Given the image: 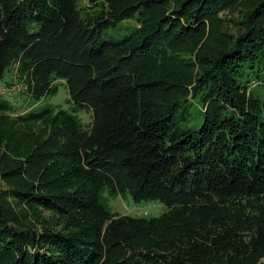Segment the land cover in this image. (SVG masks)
Listing matches in <instances>:
<instances>
[{
  "label": "trees",
  "instance_id": "trees-1",
  "mask_svg": "<svg viewBox=\"0 0 264 264\" xmlns=\"http://www.w3.org/2000/svg\"><path fill=\"white\" fill-rule=\"evenodd\" d=\"M256 68L264 0H0V264H264Z\"/></svg>",
  "mask_w": 264,
  "mask_h": 264
},
{
  "label": "rangeland",
  "instance_id": "rangeland-1",
  "mask_svg": "<svg viewBox=\"0 0 264 264\" xmlns=\"http://www.w3.org/2000/svg\"><path fill=\"white\" fill-rule=\"evenodd\" d=\"M126 23L128 24L127 27L128 26L131 27V25H134L132 20H129L126 22L124 21L121 23V25L126 26ZM107 35L109 36L111 35V33ZM113 35L116 36L117 34L113 33ZM249 74H250V79H251L249 86L251 88L252 94L259 98H263L264 97V71H259L258 68H256L254 69L252 73L249 72ZM5 75L8 76V73ZM56 86H57L56 92L53 95L47 96L45 100H43L40 104L37 105L38 108L43 105H54L57 108H63L67 110L71 108L72 103L68 100V94H67V90H66L64 83L61 81L57 82ZM3 94L5 96L7 95V93H3ZM10 100L15 105L17 104L21 107L20 111L23 110L24 108H27V109L30 108V107L28 108L30 99L26 98L25 94L15 93L14 95H12ZM78 116L86 123H89L91 120L90 112H84L82 110L78 112ZM108 203L112 211H115L119 214H131L135 216H139L138 214L140 213H139L138 207L142 205V203L141 204L134 203L129 196H120V195L116 197L108 196ZM146 207L148 211H152L150 206H146ZM160 212L150 213V215H157Z\"/></svg>",
  "mask_w": 264,
  "mask_h": 264
},
{
  "label": "built area",
  "instance_id": "built-area-1",
  "mask_svg": "<svg viewBox=\"0 0 264 264\" xmlns=\"http://www.w3.org/2000/svg\"><path fill=\"white\" fill-rule=\"evenodd\" d=\"M16 82H17V79H15V81L10 87L0 86V93H7V95H14L15 93L17 94L23 91L25 89V85L23 87L21 83H18V82L16 83ZM146 206H150L152 211H148ZM138 208H139V213H140L138 214L139 216H147V215H150V213L160 212L164 208V205L160 201L150 200V201L145 202Z\"/></svg>",
  "mask_w": 264,
  "mask_h": 264
}]
</instances>
